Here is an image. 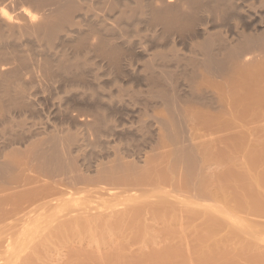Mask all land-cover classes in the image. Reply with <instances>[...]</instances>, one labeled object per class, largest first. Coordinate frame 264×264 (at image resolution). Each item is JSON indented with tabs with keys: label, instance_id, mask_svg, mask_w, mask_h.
<instances>
[{
	"label": "bare ground",
	"instance_id": "obj_1",
	"mask_svg": "<svg viewBox=\"0 0 264 264\" xmlns=\"http://www.w3.org/2000/svg\"><path fill=\"white\" fill-rule=\"evenodd\" d=\"M250 213L264 0H0V264H264Z\"/></svg>",
	"mask_w": 264,
	"mask_h": 264
},
{
	"label": "rangeland",
	"instance_id": "obj_2",
	"mask_svg": "<svg viewBox=\"0 0 264 264\" xmlns=\"http://www.w3.org/2000/svg\"><path fill=\"white\" fill-rule=\"evenodd\" d=\"M51 96V98L50 99H48V101H47V104L50 106L51 104H52V102H53V94H51L50 95ZM67 126V123H63L62 124V127H66ZM81 194H82V196L84 195L83 193H79V196L78 195H75L74 197H76V199H77V197L78 198H80V196H81ZM78 201H80L79 199H77ZM77 200H72V203H77L78 201ZM247 214L248 213H246L245 214V216H247ZM251 214V213H250ZM249 214V215H250ZM244 215V214H243ZM253 214H251L250 215V217H251V220L254 222V220H255V224H254V226H255V230L256 229H258L257 231L259 232V233H262V235L264 234V216L263 215H260V216H255V215H253ZM261 216H263V217H261ZM255 218V219H254ZM263 219V220H262ZM258 221H260V222H262L263 221V223H262V225L260 224V222H258ZM245 222H247V221H245ZM22 224H20V223H14L13 224V226H10L9 227V231H11V233H10V235H13V237L16 239V240H19L20 239V236L18 235V234H20L19 232H16V230L17 231H19L20 230V232H21V235L23 236L24 234H25V236L24 237H26L27 239H23L24 241L23 242H27V244L26 243H24V245H26V246H28L29 248H31L32 246H34L35 245V243L41 238L42 240H45V237L44 236H46V238H47V241H49V243H48V246H49V248L51 249L50 250V252L54 255L53 256V258H52V261H51V263L52 264H55L56 262H57V254H56V251H57V249L60 247V249H61V252L63 253L62 255L63 256H65V253L67 252V250L65 251L64 250V248H66V247H64V246H62V244H60L59 243V245H61V246H58V243H57V240L56 239H52L51 241L48 239V236H47V229H44V228H42V229H40L41 230V232H36V233H32V234H28V233H26V232H28L29 230H30V233H31V229L30 228H32L31 226H26V227H24V226H21ZM31 225V224H30ZM17 226V227H16ZM19 226H21L20 228H19ZM12 227V228H11ZM16 227V228H15ZM34 228V227H33ZM10 229H12V230H10ZM21 229H22V231H21ZM23 229H24V231H23ZM42 230H44V231H42ZM261 231V232H260ZM24 233V234H23ZM27 234V235H26ZM37 234V235H36ZM7 237V235L6 234H1L0 235V242L2 241V240H4L5 238ZM37 237V238H36ZM35 240H34V239ZM31 239L33 240V241H31ZM37 239V240H36ZM28 241H29V243H28ZM36 241V242H35ZM22 242V243H23ZM33 242H34V245H32L33 244ZM42 242V241H41ZM52 243V244H51ZM57 244V245H56ZM32 245V246H31ZM53 245H54V247H53ZM58 247H56V246ZM130 247H132V249L131 250H134V249H136L137 248V246L135 245V244H133V246H130ZM55 248V249H54ZM53 249V250H52ZM67 249V248H66ZM56 250V251H55ZM54 251H55V253H54ZM65 253H64V252ZM57 252H59V251H57ZM59 254V253H58ZM56 255V256H55ZM55 257V258H54ZM54 259V260H53ZM135 264H142L143 262H134ZM133 263V264H134Z\"/></svg>",
	"mask_w": 264,
	"mask_h": 264
}]
</instances>
